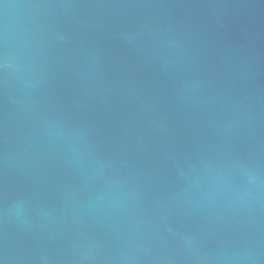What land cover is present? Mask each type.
Wrapping results in <instances>:
<instances>
[{
    "label": "water",
    "instance_id": "1",
    "mask_svg": "<svg viewBox=\"0 0 264 264\" xmlns=\"http://www.w3.org/2000/svg\"><path fill=\"white\" fill-rule=\"evenodd\" d=\"M0 264H264V0H0Z\"/></svg>",
    "mask_w": 264,
    "mask_h": 264
}]
</instances>
